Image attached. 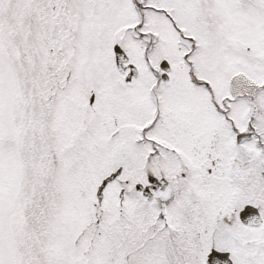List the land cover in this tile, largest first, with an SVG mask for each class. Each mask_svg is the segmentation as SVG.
<instances>
[{"label":"snow or ice","instance_id":"snow-or-ice-1","mask_svg":"<svg viewBox=\"0 0 264 264\" xmlns=\"http://www.w3.org/2000/svg\"><path fill=\"white\" fill-rule=\"evenodd\" d=\"M0 264H264V0H0Z\"/></svg>","mask_w":264,"mask_h":264}]
</instances>
